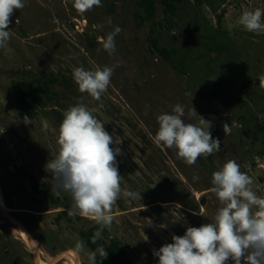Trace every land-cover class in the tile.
Instances as JSON below:
<instances>
[{
	"label": "rangeland",
	"instance_id": "obj_1",
	"mask_svg": "<svg viewBox=\"0 0 264 264\" xmlns=\"http://www.w3.org/2000/svg\"><path fill=\"white\" fill-rule=\"evenodd\" d=\"M138 1L101 0L102 7L79 14L71 0H24L25 7L14 11L11 39L0 49V264H90L86 253L92 250L80 230L94 221L57 222L71 197L52 192L59 197L55 204L45 197L51 192L46 164L57 153L59 115L81 100L121 140L113 147L121 148L116 159L122 188L141 196L117 201L112 226L101 239H118L137 264H158L154 250L189 226L211 222L218 207L209 192L211 177L226 161L235 160L254 179L257 195L264 196V131L257 127L264 126L258 80L264 72V33L227 28L243 10L264 9V0H183L171 21L166 19L169 0H157L156 14L145 21ZM116 26L122 31L110 56L98 37ZM152 38L177 50L174 63L153 51ZM114 64L100 101L78 91L74 67ZM21 80L40 87L47 83L53 97L27 125L14 98V85ZM178 103L185 107L186 123L199 119L188 116L193 107L220 140L218 153L191 166L177 159L175 149L154 143L157 115L170 113ZM77 241L85 245L79 254Z\"/></svg>",
	"mask_w": 264,
	"mask_h": 264
},
{
	"label": "clouds",
	"instance_id": "obj_2",
	"mask_svg": "<svg viewBox=\"0 0 264 264\" xmlns=\"http://www.w3.org/2000/svg\"><path fill=\"white\" fill-rule=\"evenodd\" d=\"M72 7L84 14L94 7H102L101 0H71ZM25 7L24 0H0V49L6 48L11 39L9 25L15 10ZM264 9H245L235 20L228 24L242 27L251 33H264ZM112 21L109 18L108 24ZM103 25H93L94 29ZM122 31L113 28L104 37H98L102 49L110 56L116 52L115 37ZM118 65L96 67L86 70L74 67L72 79L78 91L87 94L94 101H100L108 91L111 77ZM259 86L264 90V72L258 76ZM96 109L78 101L63 111V119L58 128L57 153L46 164V171L52 175L51 193H67L71 206L67 215L89 218L97 230L90 238L96 244L102 238L104 229L113 223L112 211L121 198L135 199L140 196L122 188L123 177L118 171L116 157L121 155V140L113 138L105 129V123L95 115ZM147 115V111H145ZM185 107L176 104L170 113L157 115L158 130L154 143L167 149H175L177 159L186 165H194L198 158H207L221 149L220 140L212 137L211 122L199 116L192 107L189 117H199L196 123L185 122ZM27 125L32 123L28 116L23 117ZM47 123L43 129L47 130ZM225 135L231 133L229 124L223 125ZM194 180L198 177H193ZM255 181L242 172L235 160L226 161L212 173L209 192L218 200L217 210L209 223L199 227L189 226L182 236L173 235L172 242L166 243L153 255L158 264H264V196L253 190ZM194 215L201 213H193ZM180 217L177 215V219ZM151 224V223H150ZM77 254L85 251L83 241L75 244ZM97 254L107 258L103 246L97 247L86 255L90 264H97Z\"/></svg>",
	"mask_w": 264,
	"mask_h": 264
},
{
	"label": "trees",
	"instance_id": "obj_3",
	"mask_svg": "<svg viewBox=\"0 0 264 264\" xmlns=\"http://www.w3.org/2000/svg\"><path fill=\"white\" fill-rule=\"evenodd\" d=\"M183 0H169L166 4V19L171 21V17L176 14L177 6ZM157 0H139L138 5L144 10V14L141 18L145 20L152 19L157 12ZM151 46L153 51L161 55L166 60H171L174 63V56H177L176 49H167L160 47L157 38L151 39ZM14 98L24 116H28L30 119L38 116L40 110H44L49 101L52 100V92L50 86L45 83L44 87H40V84H36L32 81L21 80L14 85ZM62 121L63 117L59 115ZM257 127L264 131V126L258 124ZM45 197H50L52 202L55 204L59 201V197L50 191L45 192ZM84 217L77 216L71 218L67 215V210L61 211L57 217L56 221L66 220L68 222H73L76 219L81 220ZM98 225L94 224L89 229L80 230V235L85 241L87 246L94 251L97 247L103 246L107 251V258L101 259L97 254L96 261L97 264H137L132 258L129 257L127 252L122 248L121 242L118 239H111L108 242L100 239L96 244H92L90 238L93 236L97 230Z\"/></svg>",
	"mask_w": 264,
	"mask_h": 264
}]
</instances>
